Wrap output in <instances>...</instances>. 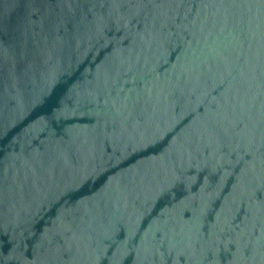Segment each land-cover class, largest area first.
<instances>
[{"label": "water", "instance_id": "1", "mask_svg": "<svg viewBox=\"0 0 264 264\" xmlns=\"http://www.w3.org/2000/svg\"><path fill=\"white\" fill-rule=\"evenodd\" d=\"M0 264H264V0H0Z\"/></svg>", "mask_w": 264, "mask_h": 264}]
</instances>
